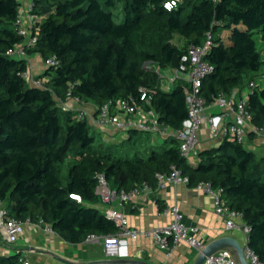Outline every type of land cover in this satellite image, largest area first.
<instances>
[{"label":"trees","instance_id":"obj_1","mask_svg":"<svg viewBox=\"0 0 264 264\" xmlns=\"http://www.w3.org/2000/svg\"><path fill=\"white\" fill-rule=\"evenodd\" d=\"M34 0L36 43L28 56L58 65L46 69V89L23 78L26 61L6 53L24 45L16 22L19 0H0V204L8 219L50 226L64 241L83 244L90 236H111L118 228L98 206V176L110 187L130 193L144 185L158 188V174L172 167L189 186L210 184L225 191V202L243 214L249 227V250L264 264V157L236 140L200 152L197 161L181 156L179 142L169 140L149 157L126 158L96 145L78 112L64 111L68 99L91 102L98 114L109 101L146 94L161 123L182 130L188 119L183 83L166 92L161 72L178 70L191 47L211 48L204 61L214 72L203 79L199 95L211 105L221 95L247 88L264 60L255 35L264 43V0ZM122 5L123 20L113 11ZM180 38L188 48L175 43ZM151 65V66H149ZM248 110L253 127L264 129V89L252 90ZM139 132H130L132 144ZM71 160L67 184L61 167ZM78 196L82 203L72 199ZM21 254L0 256V264H23Z\"/></svg>","mask_w":264,"mask_h":264},{"label":"built area","instance_id":"obj_2","mask_svg":"<svg viewBox=\"0 0 264 264\" xmlns=\"http://www.w3.org/2000/svg\"><path fill=\"white\" fill-rule=\"evenodd\" d=\"M19 1L22 6L16 26L18 34L25 37L26 41L24 45L9 50L6 56L18 61H26L29 68L23 74V78L30 86L44 90L47 88L46 84L50 78H38L32 74L27 51L37 40L31 34L33 24L37 19L31 14L34 7V0H30L27 3L24 0ZM214 1L216 2L217 0ZM180 2H183V0L167 2L165 7L166 5H171L172 9ZM210 48L211 35H208V39L204 45L191 47L188 50L178 70L161 72L155 65L152 66L157 71L159 79L164 81V83L167 82L169 85L183 83L184 85L183 88L187 97L189 113L182 130H173L160 122L159 115L151 109L150 100L144 89L141 90L142 96L140 101L133 97L130 99L109 101L99 109L98 114L96 111L94 113L87 111L78 112L79 119L86 120L93 128H113L124 134L142 132L160 138L165 142L176 140L179 142L181 156L193 162L198 160L201 152L200 133L204 126L208 127L213 140H219L220 142L224 139L236 140L238 144L250 150V136H264V129L252 126L251 115L248 110L249 96L252 90L256 88V85L254 82H251L247 88H237L230 95L223 94L215 103L207 105L199 93L203 79L214 72V68L204 61V57ZM44 65L46 68L55 67L58 65V61L56 58H52L44 62ZM73 100L77 104L81 103L77 99ZM61 106L64 111L76 112L73 107L66 106L63 103H61ZM215 114H220L222 118L231 117V124L228 127L220 126L218 122L220 118L214 117ZM157 180L158 188L162 189L167 184L189 186V179L183 177L174 167H172L169 174H158ZM142 189L150 188L144 185ZM142 189H136L130 193L125 191L118 192L110 187L104 176H98L96 196L99 198L100 204L107 207L105 214L118 228V232L111 236H90L86 242L93 245L102 244L107 260H117L121 256L123 243L128 239L136 240L140 235L137 231L130 228L129 221L124 213L112 206L127 203L133 197L139 196ZM197 189L213 199L215 212L224 219L226 230L230 232H242L246 236L247 243V235L250 233V229L244 223L243 214L231 210L227 206L225 202V191L221 188L215 189L210 184H200ZM71 198H76L79 203H82V199L78 196H71ZM164 214L171 217V224L145 232L144 236L151 238L162 250H173L183 243L200 254L205 248V245L198 238V231L185 224L184 215L180 208L177 206L167 208ZM39 225L45 226L48 232L52 231V228L43 222L39 223ZM0 233L4 235L10 245L16 244L25 233V223L9 220L8 211L2 204H0ZM245 255L249 264H263L249 248L245 250ZM20 262L23 264H31L24 257L20 259ZM204 264L240 263L234 251L224 250L208 258Z\"/></svg>","mask_w":264,"mask_h":264},{"label":"crops","instance_id":"obj_3","mask_svg":"<svg viewBox=\"0 0 264 264\" xmlns=\"http://www.w3.org/2000/svg\"><path fill=\"white\" fill-rule=\"evenodd\" d=\"M26 3L30 0H24ZM29 64L32 74L36 77L44 76L46 67L39 56L29 57ZM45 78V77H44ZM49 78V77H47ZM49 80V79H48ZM66 106L73 107L74 111H87L94 113L95 106L90 102L76 103L68 99ZM219 117L220 126L228 127L232 118ZM103 133L106 143L126 141L129 134L120 133L113 128H94ZM201 152L220 145L219 140H213L207 126L201 130ZM250 150H253L259 157H264V136H250ZM177 206L184 215V222L187 226L198 231V238L205 246L225 237L237 240L242 246L246 244V236L241 242L236 235L239 231H227L225 221L218 216L214 209L213 199L206 193L187 185L167 184L165 188L142 189L139 196L133 197L127 203L115 204L112 207L124 213L129 221L130 228L140 235L138 239L126 240L122 245L121 256L118 261L133 264L141 262L145 264H194L198 253L187 244H180L173 250H162L151 239L144 236L145 232L158 227L171 224L172 219L165 215L167 208ZM98 208L105 213L104 205ZM242 233V232H241ZM21 254L31 264H94L107 260L104 254V246L88 244L72 245L64 241L53 230L48 232L45 226L38 223H25V233L16 244L10 245L4 235L0 233V256Z\"/></svg>","mask_w":264,"mask_h":264},{"label":"rangeland","instance_id":"obj_4","mask_svg":"<svg viewBox=\"0 0 264 264\" xmlns=\"http://www.w3.org/2000/svg\"><path fill=\"white\" fill-rule=\"evenodd\" d=\"M115 20L119 23L123 20L122 14V5L119 4L118 7L113 11ZM175 43L180 45L181 48H188L186 44L180 41L178 37H176ZM255 40L257 42V46L259 51L261 52L262 58L264 60V43L261 40L259 34L255 35ZM252 80L255 83L256 87L259 89H264V66L259 73L252 75ZM177 85H169L167 82L164 84V90L168 93L172 92L173 89ZM91 103V102H90ZM92 134H94L96 138V145L102 149H107L111 151H115L117 154L121 155L122 157L126 158H135V157H142L147 158L149 157L152 150L163 151L167 149L170 144L163 141L160 138L155 136H151L145 133L140 132L136 137L132 144L125 143V141H118L115 143H106L103 138V133L96 131L94 128L91 129ZM247 148V147H246ZM71 160L69 159L62 167H61V179L64 184H67L69 169L71 166ZM238 239L243 242L245 236L243 233L239 232L236 234Z\"/></svg>","mask_w":264,"mask_h":264},{"label":"water","instance_id":"obj_5","mask_svg":"<svg viewBox=\"0 0 264 264\" xmlns=\"http://www.w3.org/2000/svg\"><path fill=\"white\" fill-rule=\"evenodd\" d=\"M180 90H184L183 87H179ZM248 249V244L242 246L237 240L231 237L221 238L212 242L211 244L205 246L203 251L198 255L194 264H204L208 258L211 256L224 251V250H232L235 252L238 261L240 264H249L245 250ZM128 262L118 261V260H105L101 262H96L94 264H127ZM133 264H145L141 262H135Z\"/></svg>","mask_w":264,"mask_h":264},{"label":"clouds","instance_id":"obj_6","mask_svg":"<svg viewBox=\"0 0 264 264\" xmlns=\"http://www.w3.org/2000/svg\"><path fill=\"white\" fill-rule=\"evenodd\" d=\"M167 8H169V10L171 9V5H166Z\"/></svg>","mask_w":264,"mask_h":264}]
</instances>
